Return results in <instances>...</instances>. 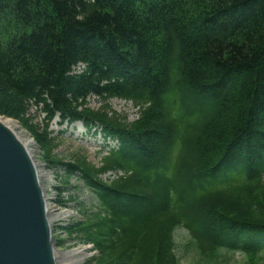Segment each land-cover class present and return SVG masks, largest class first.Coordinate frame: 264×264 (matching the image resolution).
I'll return each mask as SVG.
<instances>
[{
  "label": "trees",
  "instance_id": "1",
  "mask_svg": "<svg viewBox=\"0 0 264 264\" xmlns=\"http://www.w3.org/2000/svg\"><path fill=\"white\" fill-rule=\"evenodd\" d=\"M114 98L138 120L110 111ZM0 116L92 193L84 220L57 227L94 245L87 264H180L178 228L204 260L264 257V0H0ZM57 117L117 142L100 168L53 154Z\"/></svg>",
  "mask_w": 264,
  "mask_h": 264
},
{
  "label": "rangeland",
  "instance_id": "2",
  "mask_svg": "<svg viewBox=\"0 0 264 264\" xmlns=\"http://www.w3.org/2000/svg\"><path fill=\"white\" fill-rule=\"evenodd\" d=\"M104 104L103 100H100L96 96H91L87 99V107L94 111L103 108L105 106ZM106 104L110 108V111L125 118L126 123H133L139 118V107L135 106L131 101L114 98L107 101ZM45 116L46 115L35 105L31 104L29 106L27 117L31 120V124L38 127L40 131L44 126ZM8 119L10 120V118ZM60 122V118L57 117L50 126L52 138H54V143L57 145L53 154L58 159L65 162H71L77 157H84L88 163L100 168L102 159L105 155H107L109 150L106 149V143L103 136H100V134H94V131L89 132L82 123L60 124ZM15 123L20 125L19 127H21L22 131L25 132L31 139L33 138V135L18 121ZM33 139L31 156L33 157L34 163L36 164L39 172L40 180L45 189V194L48 197V206L53 211L52 215L60 213L64 209L75 213L69 217L57 220L55 224L57 226L62 224L66 225L73 221L84 220L81 213V206L78 202L84 203L87 208L93 207L96 203L92 193H90L88 189H85L82 184L78 182L77 178L71 179L69 186L63 184L61 180V177H63L62 175L64 174L63 168L54 167L43 159L40 147L35 139ZM115 145L116 144H111V148ZM101 178L104 181L109 182L115 180L116 176L112 173H107ZM75 187H78V190H76ZM59 197L64 201H67L70 197H76L77 201L73 200L67 204L66 208H63L57 204ZM56 234L57 236L59 235V239L63 240V244L60 247H57L58 252L66 253L67 251L73 252L74 250H84L83 258L81 257V259L79 257L81 263L77 264H86L87 262H91L93 260L92 257L96 254L94 253V249L92 247L88 248L87 246H84L83 242L75 245L74 240H68V238L64 235L60 236L61 231H58V229L56 230ZM175 243L176 255L180 264H249L248 258H246L244 254L226 249L220 250L215 259H202L189 233L183 228H178L175 231ZM62 258L64 259V256H62ZM71 260L73 261L74 258ZM60 263H62L61 259ZM255 264H264V257L260 255L259 258L256 259Z\"/></svg>",
  "mask_w": 264,
  "mask_h": 264
},
{
  "label": "water",
  "instance_id": "3",
  "mask_svg": "<svg viewBox=\"0 0 264 264\" xmlns=\"http://www.w3.org/2000/svg\"><path fill=\"white\" fill-rule=\"evenodd\" d=\"M50 216L32 156L0 124V264H57Z\"/></svg>",
  "mask_w": 264,
  "mask_h": 264
},
{
  "label": "bare ground",
  "instance_id": "4",
  "mask_svg": "<svg viewBox=\"0 0 264 264\" xmlns=\"http://www.w3.org/2000/svg\"><path fill=\"white\" fill-rule=\"evenodd\" d=\"M15 122L16 121L14 120L11 119L9 120L8 118L0 117V124L12 130L16 134L18 139L21 141V143L24 145L26 150L29 152V154L31 155V148L33 147V141L25 132L22 131L21 127H19L20 125L16 124ZM50 211L53 212L51 209ZM71 215L72 213L70 211H61L60 213H56L53 216L55 219L60 220L65 217H69ZM83 252L84 250H77L69 254H59V259H61L62 262L61 264L81 263L80 258L81 257L83 258L84 256ZM62 256H64V259L62 258ZM72 258H74L73 261L71 260ZM75 258L76 259L79 258L78 261H76Z\"/></svg>",
  "mask_w": 264,
  "mask_h": 264
}]
</instances>
